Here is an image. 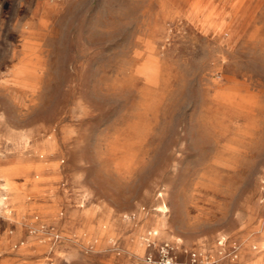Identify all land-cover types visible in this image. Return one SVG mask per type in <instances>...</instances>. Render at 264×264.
<instances>
[{"label":"rangeland","instance_id":"1","mask_svg":"<svg viewBox=\"0 0 264 264\" xmlns=\"http://www.w3.org/2000/svg\"><path fill=\"white\" fill-rule=\"evenodd\" d=\"M163 247L264 264V0H0V264Z\"/></svg>","mask_w":264,"mask_h":264},{"label":"built area","instance_id":"2","mask_svg":"<svg viewBox=\"0 0 264 264\" xmlns=\"http://www.w3.org/2000/svg\"><path fill=\"white\" fill-rule=\"evenodd\" d=\"M61 1V0H57ZM161 254L159 255L158 262L155 264H175L173 259L168 256L165 247H163ZM149 263L151 262V259H148Z\"/></svg>","mask_w":264,"mask_h":264}]
</instances>
